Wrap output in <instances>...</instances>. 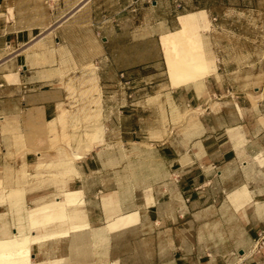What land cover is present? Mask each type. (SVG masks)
<instances>
[{"label":"crops","instance_id":"1","mask_svg":"<svg viewBox=\"0 0 264 264\" xmlns=\"http://www.w3.org/2000/svg\"><path fill=\"white\" fill-rule=\"evenodd\" d=\"M190 4L0 0V240L40 238L31 264H264V47L224 63ZM185 14L203 63L175 86ZM54 207L80 219L32 222Z\"/></svg>","mask_w":264,"mask_h":264},{"label":"rangeland","instance_id":"2","mask_svg":"<svg viewBox=\"0 0 264 264\" xmlns=\"http://www.w3.org/2000/svg\"><path fill=\"white\" fill-rule=\"evenodd\" d=\"M192 3L184 8H178L175 12L186 13V11L204 8L207 10L209 28L205 35L210 37L212 49L218 50L222 61L229 65H240L257 59L251 56V48L264 47V0H180ZM202 37V33H201ZM155 45V46H154ZM141 50L146 48L150 53L155 47L154 40L148 41ZM141 59H149L148 54ZM242 74H248L242 73ZM66 139L69 146L68 137ZM11 235L8 230L6 234Z\"/></svg>","mask_w":264,"mask_h":264},{"label":"bare ground","instance_id":"3","mask_svg":"<svg viewBox=\"0 0 264 264\" xmlns=\"http://www.w3.org/2000/svg\"><path fill=\"white\" fill-rule=\"evenodd\" d=\"M180 22H181V28L179 29V31H177L176 33L172 35H167L163 37L161 40L162 45L164 47L163 49L165 50V58H166V63H167L170 79H171L172 84L175 86L189 80L193 71L201 70L200 68L203 63V61L201 63L199 57L195 55L197 52V48L195 47V41L193 39V36H190V34L193 35L194 30H195V25H196L195 17L191 14L190 15L185 14V16L180 18ZM196 26H199V25H196ZM178 49L181 51V54L183 56L182 58L179 57ZM204 63L206 64V62ZM15 198H17V196ZM45 205L46 204L44 203L42 206H45ZM40 211L41 210H39V212ZM30 213L31 212H29V214ZM80 213L81 212L79 210L75 209V211L69 212L67 214L65 210L54 207V209L43 211L40 214L35 215L33 218H31V220L35 225H38V224L44 225V223L67 220V218L71 220L73 219L74 221L76 219H80ZM21 222L22 221H20V223ZM75 228L76 227H74V229ZM66 234L67 233H65V235ZM61 235L62 234H50L44 237L46 238V237H54V236H61ZM37 239H39L40 241V238H32L28 234H24L22 236H14L10 239L0 240V264H31L30 259H29L28 246L31 242L35 240L38 241Z\"/></svg>","mask_w":264,"mask_h":264},{"label":"built area","instance_id":"4","mask_svg":"<svg viewBox=\"0 0 264 264\" xmlns=\"http://www.w3.org/2000/svg\"><path fill=\"white\" fill-rule=\"evenodd\" d=\"M263 243H264V241H263V240H260L259 243L257 244V246H260V245H262Z\"/></svg>","mask_w":264,"mask_h":264}]
</instances>
